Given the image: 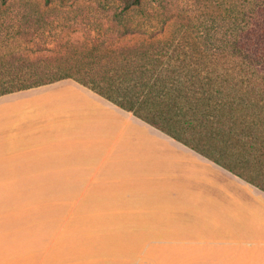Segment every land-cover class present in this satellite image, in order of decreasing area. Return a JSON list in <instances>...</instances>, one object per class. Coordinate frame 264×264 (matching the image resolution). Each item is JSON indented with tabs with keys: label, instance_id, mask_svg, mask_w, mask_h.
<instances>
[{
	"label": "trees",
	"instance_id": "obj_1",
	"mask_svg": "<svg viewBox=\"0 0 264 264\" xmlns=\"http://www.w3.org/2000/svg\"><path fill=\"white\" fill-rule=\"evenodd\" d=\"M114 1L116 40L55 41L36 57L7 45L0 96L72 78L264 190V0H230L233 23L212 40L178 1Z\"/></svg>",
	"mask_w": 264,
	"mask_h": 264
},
{
	"label": "rangeland",
	"instance_id": "obj_2",
	"mask_svg": "<svg viewBox=\"0 0 264 264\" xmlns=\"http://www.w3.org/2000/svg\"><path fill=\"white\" fill-rule=\"evenodd\" d=\"M177 1L199 26L214 29L206 36L211 39L206 40H212L215 31L220 37L233 23L226 12L230 0ZM120 9L114 0H51L48 4L46 0H33L31 4L11 0L0 12V54L7 45L31 50V56L36 57L52 54L45 48L55 41L116 40L117 27L111 17ZM211 43V49L225 53L223 41ZM64 91L57 88L49 93ZM4 106L0 105V110ZM142 140L150 146V151L142 153L143 158L152 156L157 165L149 160L140 168L157 166L163 171L172 161L181 165L183 159L177 150H183L181 146L159 136L151 142L150 138ZM135 145V153H141ZM126 146L134 154L133 143L125 139L119 141L114 154ZM197 159L186 163L198 169L193 176L196 182L180 177L179 181L170 180L168 175L159 183L178 196L163 205L135 202L136 191L126 188L124 177L119 183V179L106 174L55 175L56 180L69 183V189L1 192L9 203L0 204V264H175V222L183 224L180 220L187 214L192 216L194 210L196 222L206 225L209 215L218 214V210L212 213L213 207L217 209L218 201L227 197L221 189L233 182L212 163ZM112 180L117 187L112 188ZM241 214L242 230L250 219L257 240L264 239V230L259 228H264L263 214L257 210H243ZM188 220L184 224L189 227ZM187 257L191 261V253Z\"/></svg>",
	"mask_w": 264,
	"mask_h": 264
},
{
	"label": "crops",
	"instance_id": "obj_3",
	"mask_svg": "<svg viewBox=\"0 0 264 264\" xmlns=\"http://www.w3.org/2000/svg\"><path fill=\"white\" fill-rule=\"evenodd\" d=\"M57 88L65 91L49 93ZM2 104L6 108L0 110L1 205L9 203L1 192L69 189V183L56 180L55 175L81 174H106L119 179V183L124 177L126 188L136 191L135 202L163 205L178 196L159 183L168 175L170 180L180 177L196 182L193 176L198 169L186 163L198 162L199 157L233 182L221 189L227 197L218 201L217 209L213 207L212 213L218 210V214L209 215L206 225L196 222L194 210L192 216L187 214L191 221L185 215L180 220L183 224L175 222V264H264V239L257 240L250 219L242 230L243 210H257L264 220V190L256 185L72 78L2 95ZM154 134L183 148L177 149L183 159L181 165L172 161L163 171L157 166L140 168L152 158H143L142 153L150 151V146L142 138L151 142L157 137ZM121 139L133 143L134 154H130L129 146L114 154ZM135 144L141 153H135ZM151 163L157 162L152 159ZM112 183V188L118 186ZM186 220L189 227L184 224ZM259 228L264 230L263 226Z\"/></svg>",
	"mask_w": 264,
	"mask_h": 264
}]
</instances>
